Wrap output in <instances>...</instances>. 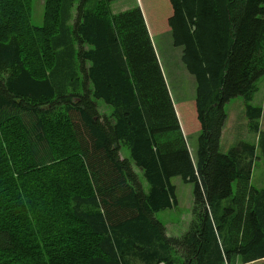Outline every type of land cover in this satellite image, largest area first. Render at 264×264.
<instances>
[{"label":"trees","instance_id":"obj_1","mask_svg":"<svg viewBox=\"0 0 264 264\" xmlns=\"http://www.w3.org/2000/svg\"><path fill=\"white\" fill-rule=\"evenodd\" d=\"M28 1L0 0V264H264V187L251 184L264 0H169L196 80V158L139 6L44 0L35 25ZM236 96L257 140L223 152ZM176 176L194 206L170 236L155 213L177 204Z\"/></svg>","mask_w":264,"mask_h":264},{"label":"rangeland","instance_id":"obj_2","mask_svg":"<svg viewBox=\"0 0 264 264\" xmlns=\"http://www.w3.org/2000/svg\"><path fill=\"white\" fill-rule=\"evenodd\" d=\"M137 6L147 16L151 38L172 95L181 127L192 156L196 158L200 134V123L196 116L195 106L196 80L182 60V47L176 46L173 42L172 31L167 22V18L171 14L169 0H114L110 4L114 13ZM26 11L33 24L41 25L44 15V0L28 1ZM96 101L101 114L110 115L112 113L110 105L101 99ZM251 103L263 107L260 129L264 130V76L258 80V91ZM225 110L227 119L220 141L221 151L227 152L239 141L254 142L257 140V133L248 126L246 101L242 96L233 97L226 102ZM120 154L122 157L130 158V150L126 145L121 146ZM257 156L253 165L251 184L255 188L261 189L264 187V158L259 147L257 148ZM134 168L138 172L145 191H148L149 186L144 180L142 172L138 168ZM172 182L176 186L177 204L156 212L155 217L165 225L167 235L178 236L188 228L192 218L194 184L184 182L180 176L173 177Z\"/></svg>","mask_w":264,"mask_h":264},{"label":"crops","instance_id":"obj_3","mask_svg":"<svg viewBox=\"0 0 264 264\" xmlns=\"http://www.w3.org/2000/svg\"><path fill=\"white\" fill-rule=\"evenodd\" d=\"M145 14V13H144ZM145 17H146V20H147V16L145 15ZM147 24H148V27H150V25H149V23H148V20H147ZM151 29V28H150ZM223 132H224V128H223V131H222V136H221V138L223 137Z\"/></svg>","mask_w":264,"mask_h":264}]
</instances>
